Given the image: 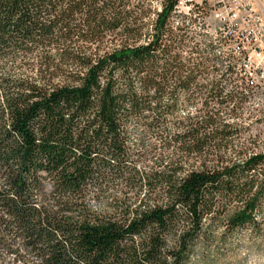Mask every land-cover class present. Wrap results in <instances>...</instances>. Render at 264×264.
Here are the masks:
<instances>
[{
    "label": "trees",
    "instance_id": "1",
    "mask_svg": "<svg viewBox=\"0 0 264 264\" xmlns=\"http://www.w3.org/2000/svg\"><path fill=\"white\" fill-rule=\"evenodd\" d=\"M130 1L0 0V58L36 73L0 72V264H187L205 222L229 204H241L229 231L253 222L263 155L199 172L172 162L230 138L223 108L249 90L235 70L217 76L212 51L171 28L176 0L161 4L149 42L98 57L109 33L141 38ZM179 90L195 112L171 123ZM132 129L160 140L169 161L146 167L151 152L145 136L131 142ZM109 192L112 215L92 214L89 199Z\"/></svg>",
    "mask_w": 264,
    "mask_h": 264
},
{
    "label": "rangeland",
    "instance_id": "2",
    "mask_svg": "<svg viewBox=\"0 0 264 264\" xmlns=\"http://www.w3.org/2000/svg\"><path fill=\"white\" fill-rule=\"evenodd\" d=\"M164 1L131 0L125 5L124 8L131 11L130 22L132 23L133 29H142L141 38L131 35L124 36L125 32L123 29L109 33L106 36L107 40L102 43V46L97 52L98 57L113 54L115 50H121L124 46L133 44L144 45V43L149 42L152 39L151 36L154 31L155 21L160 9H162L161 4ZM196 1H203L209 4V0ZM128 23L126 24L128 25ZM190 33V36H193L197 41H203L205 39L204 36H197L195 31L193 32L191 30ZM86 45L88 47L89 43ZM90 47L91 49L88 48V53L92 52L91 54H94L97 49L91 45ZM215 53L214 56L212 52L211 56L212 64L215 65L217 71V76L226 74L227 70L229 71L230 67L233 68V66H236L235 69L238 71V59L234 55ZM21 60H2L0 58V72L3 74L4 71H9L10 76L21 80L25 78L24 81L36 78V73L32 72L33 68L30 70L27 68V64L25 65ZM25 62H28V60L26 59ZM25 70H27L26 74L24 73ZM257 83L259 86L254 88L247 87L249 92L246 98H240L238 96L237 101L233 105L231 104L230 108L228 106L223 108V119L221 123H229L234 127L230 131L226 129V133H231L230 138L228 137L225 141L224 139L217 140L216 145L209 148L204 157L196 155H191L190 157L185 154L182 157L177 156L180 154L174 153V161L172 162L183 161L185 170L191 171V169H194L196 172H199L201 171L200 168L205 169V166L212 168L229 166L233 169L239 166L243 167L251 158L264 156V78L260 81L258 79ZM177 84L179 82L177 83L174 80L167 90L166 100L169 104L171 103V92ZM227 90H230V88L228 87ZM179 91L180 104L177 109V114L170 118L171 123L175 118L183 117V114L195 112V105L192 104L194 97H190V92L188 93L185 90ZM199 101L201 102V100ZM131 127L134 128V126ZM220 133L223 134V130L217 132V136ZM147 134H141L140 130L134 131L132 129L131 131V136L133 137L131 142L135 146L137 145L136 142H139L138 138L145 136L140 139L141 144L151 152L147 155L146 162L144 161L146 167H153L152 162H150L152 161L151 159L158 160L163 157L165 160H162L168 162L171 156L170 151L164 150V146L160 140H154V138L150 137L149 133ZM257 170L259 176L258 174L255 176V181L258 185H264L262 178V175H264V165L260 166ZM259 191L260 189H255L253 192L255 193L254 195L259 193ZM110 194L109 192L107 195H104L105 197L100 196L98 199H89L88 197L89 202L87 204L92 214L101 218L112 215L115 201L112 200L114 194L111 196ZM259 200L260 197H258ZM240 206L241 204L239 205L237 203L229 204L225 208L226 214L222 216V220H207L205 222V234L198 241L194 242L192 252L187 258V264H264V197L253 210L254 217L252 223H245L229 231L225 225L227 224V220H229L228 217L234 215Z\"/></svg>",
    "mask_w": 264,
    "mask_h": 264
},
{
    "label": "built area",
    "instance_id": "3",
    "mask_svg": "<svg viewBox=\"0 0 264 264\" xmlns=\"http://www.w3.org/2000/svg\"><path fill=\"white\" fill-rule=\"evenodd\" d=\"M169 22L172 29L189 36L194 45L210 49L214 56L215 52L234 55L238 71L236 66L230 69L246 88L259 86L258 79L264 78V0H209V4L176 0ZM191 30L205 39L197 41L190 36Z\"/></svg>",
    "mask_w": 264,
    "mask_h": 264
}]
</instances>
